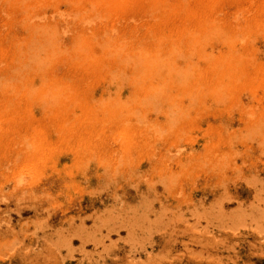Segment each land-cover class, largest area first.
Returning a JSON list of instances; mask_svg holds the SVG:
<instances>
[{"label":"rangeland","instance_id":"374dc122","mask_svg":"<svg viewBox=\"0 0 264 264\" xmlns=\"http://www.w3.org/2000/svg\"><path fill=\"white\" fill-rule=\"evenodd\" d=\"M111 262L264 264V0H0V264Z\"/></svg>","mask_w":264,"mask_h":264},{"label":"bare ground","instance_id":"6f19581e","mask_svg":"<svg viewBox=\"0 0 264 264\" xmlns=\"http://www.w3.org/2000/svg\"><path fill=\"white\" fill-rule=\"evenodd\" d=\"M51 41H52V40H51ZM39 44H40V43H39ZM37 51H38V50H37ZM41 51H42V50H41ZM222 51H223V50H222ZM232 51H233V50H232ZM36 54H37V53H36ZM143 55H144V54H142V55H140V56H143ZM151 55H152V54H151ZM37 56H38V55H37ZM140 56H139V58H140ZM156 56H157V55H156ZM31 57H32V56H31ZM176 57H177V56H176ZM36 58H37V57H36ZM41 58H43V57H41ZM41 58H40V60H41ZM141 58H142V57H141ZM168 58H169V57H168ZM170 58H171V57H170ZM172 58H173V57H172ZM172 58H171V59H172ZM232 58H233V57H232ZM232 58H231V59H232ZM37 59H38V58H37ZM157 59H158V58H157ZM33 60H34V59H33ZM33 60H32V61H33ZM142 60H143V59H142ZM152 60H153V59H152ZM176 60H177V59H176ZM176 60H175V61H176ZM38 62H39V61H38ZM229 62H230V61H229ZM41 63H42V62H41ZM35 64H36V61H35ZM171 64H172V63H171ZM156 66H157V65H156ZM172 66H173V65H172ZM172 66H171V67H172ZM143 67H144V66H143ZM177 67H178V66H177ZM221 67H222V66H221ZM158 68H159V67H158ZM164 68H165V67H164ZM166 69H167V68H166ZM153 70H154V69H153ZM156 71H157V70H156ZM162 71H163V70H162ZM166 71H167V70H166ZM159 74H160V73H159ZM169 74H170V73H169ZM147 75H148V74H147ZM228 75H229V74H228ZM155 76H156V75H155ZM168 79H169V78H168ZM111 264H113V263L111 262Z\"/></svg>","mask_w":264,"mask_h":264}]
</instances>
